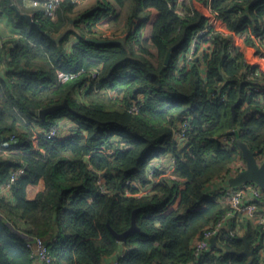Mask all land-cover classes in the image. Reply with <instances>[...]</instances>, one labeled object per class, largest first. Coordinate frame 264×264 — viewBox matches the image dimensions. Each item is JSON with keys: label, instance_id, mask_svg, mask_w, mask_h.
<instances>
[{"label": "trees", "instance_id": "trees-1", "mask_svg": "<svg viewBox=\"0 0 264 264\" xmlns=\"http://www.w3.org/2000/svg\"><path fill=\"white\" fill-rule=\"evenodd\" d=\"M12 1L33 21L0 0V13L20 31L0 37V69L10 68L8 80L0 82V182L23 168L10 196H0V264H34L17 223L30 236L56 237L49 246L57 264H103L121 245L125 253L118 264L194 259L193 238L229 209L221 192L208 196L205 187L238 169L244 161L239 142L257 159L264 157V72L243 67L239 58L245 50L231 56V38L219 30L203 53L204 75L198 61L184 54L193 32L209 18L206 2L221 29L257 33L264 0H187L183 15L175 12L176 0H97L98 8L74 18L63 14L78 5L71 0L57 6V17ZM68 24L75 29L56 41ZM58 69L78 75L60 81ZM92 71L97 77L79 91L87 97L84 104L72 94ZM138 96V111H129ZM65 99L74 111L32 114ZM62 115L78 120L73 134L53 139L39 134L36 124L48 128ZM184 119L187 140L180 148L173 128ZM9 132L16 134L14 141ZM224 135L234 139L230 147L219 141ZM167 153L175 157L172 167L158 162ZM41 178L44 189L29 198L27 186ZM133 217L136 227L117 239L113 230L125 232ZM245 239L252 256L237 253ZM260 246L254 225L239 232L232 220L196 264H247L250 258V264H264Z\"/></svg>", "mask_w": 264, "mask_h": 264}, {"label": "built area", "instance_id": "built-area-1", "mask_svg": "<svg viewBox=\"0 0 264 264\" xmlns=\"http://www.w3.org/2000/svg\"><path fill=\"white\" fill-rule=\"evenodd\" d=\"M72 2L79 3L82 0H71ZM187 0H176L175 12L180 15L184 14L183 4ZM26 6H40L47 14L55 16V10L57 6L62 2V0H24ZM205 8L209 13V18L206 20L204 25L196 29L192 36L191 40L187 46L184 56L188 60H197L199 63V70L202 75L206 71V62L203 53L211 50L213 45V34L215 31H220L226 36H230L231 43L228 45V51L231 56H234L235 49H242L244 55L239 58V61L243 64L245 68H253L254 74L264 72V22H260L261 31L257 33H247V32H233L228 31L227 29L223 30L220 28V19L217 14L212 11L209 5L205 4ZM186 14V11H185ZM250 38L253 45L246 46L245 39ZM180 64H185L183 59ZM189 66V62H187ZM57 78L60 81L68 80L74 78L78 73H67L63 70L58 69ZM250 76V75H249ZM97 77V72L92 71L90 77L85 81L81 89L87 88L91 79ZM221 98H226V92L221 93ZM142 97L138 96L136 99L131 100V104L128 106L129 111L137 112L141 105ZM189 119H184L178 121L174 128V136L181 141L180 148L183 147V144L187 140V135L185 133L188 126ZM38 132L41 136H45L48 139L53 138H64L68 136L65 132V129L59 123L55 121L48 128H39ZM7 137L10 141H14L16 134L14 132H9ZM219 141L225 147H230L234 139L228 137L227 135L219 137ZM264 158L257 159L262 161ZM158 162L166 163V165L173 166L175 162V157L171 153H167L164 157L158 159ZM245 161H242L238 164L237 168H232L229 175L235 176L239 171L245 167ZM23 172V168L12 169L9 173L8 178L0 182V196H10L11 188L15 180ZM151 173V171H150ZM152 174V173H151ZM231 176V177H232ZM221 192V200L225 201L229 205V209L219 220L213 222L209 226L205 227L200 235H197L193 238L191 246L194 251V259L183 263V264H196V262L202 257L204 253L210 251L213 246L211 243V238L216 236L222 231L224 227L229 225V222L232 220L236 222V229L239 232H243L246 224L251 223L256 229L261 232V246L259 248L260 262H264V202H260L261 197L264 195V188L254 181H248L241 183L239 185L227 184L220 186L219 189L214 192L216 194ZM212 194V195H213ZM0 215L4 217V214L0 211ZM17 229L19 233L24 235L25 245L29 248L31 256L34 258V264L38 261L39 264H57L55 258L51 252L49 243L53 240H56V237L47 239L43 236L35 235L30 236L26 234L23 229L24 225L22 223H17ZM124 251L116 254V258L113 264H118V259L124 255Z\"/></svg>", "mask_w": 264, "mask_h": 264}, {"label": "crops", "instance_id": "crops-1", "mask_svg": "<svg viewBox=\"0 0 264 264\" xmlns=\"http://www.w3.org/2000/svg\"><path fill=\"white\" fill-rule=\"evenodd\" d=\"M89 1L91 2V0H89ZM89 1L82 0L78 3V5H76L74 7L73 12H70V13L67 12V13H63V14H66V16L69 18H71V17L74 18L75 16L79 15L81 12H86L87 10L91 9L92 7H95V8L99 7L97 0H94L92 2V4H89L88 3ZM56 15H57V13H56ZM56 15H55V17H57ZM72 21H73V19H70L68 22H72ZM65 27H64V29H65ZM64 29H61L60 32L62 33ZM60 32L54 33V35L57 36V35H59ZM19 35H20V31L12 25L11 21L8 18V15L5 12L0 13V37H17ZM75 38H76V36L74 34L70 35L71 40H74ZM9 71H10V68L7 65H4L0 69V82H1V80H4V81L8 80V72ZM10 82H12V81H10ZM110 93L112 96H114V97L116 96L114 91H112ZM72 95L78 101H81L80 97H83V99L87 101V97H86L85 93L84 94L80 93L79 89L75 90ZM32 114L35 115V117L39 116L37 110H32ZM55 119H56V121H59V123L65 129V132L68 134V136L73 134L76 131L77 122L74 119H72L70 116L62 115V116L56 117ZM35 126H36L37 130L40 128V126L38 124H36ZM241 157H242V155H241ZM231 176L232 175L227 174L226 176L221 177L219 179H215L214 181L209 183L205 187V194L208 196H211L214 192H216L219 189L220 186H224V185L229 184V179ZM44 187H45V182H44L43 178L39 179V181L36 184H29L27 186V196L29 198H33L36 195V193L43 190ZM230 223L231 222H229V224ZM215 242H216V239H215ZM123 251L125 252V248L123 245H121V247L118 249L117 253H121ZM117 253H114L112 255L104 257L103 258V264H113ZM35 264H39L38 261H36Z\"/></svg>", "mask_w": 264, "mask_h": 264}, {"label": "water", "instance_id": "water-1", "mask_svg": "<svg viewBox=\"0 0 264 264\" xmlns=\"http://www.w3.org/2000/svg\"><path fill=\"white\" fill-rule=\"evenodd\" d=\"M9 3H10V6L15 10V12L18 16L25 17L28 21H33L31 15L28 13L22 12L13 3L12 0H9ZM72 29H75V28L72 26V24H68L65 27V29L63 30V32L57 38H55V40L56 41L61 40ZM94 40L95 41H112V40H100V39H94ZM170 56H171V50H169V52L166 56V62L169 61ZM63 108H68L69 110L74 111V109H72L71 106L69 105L68 100L65 99L61 103L53 104L51 106L39 109L38 115L42 118H45L47 113L56 112V111L63 109ZM232 110H233V113H232V120H233L234 119V106L232 107ZM234 132L238 136V131L234 130ZM239 147L241 150V155H242L246 165L235 176L230 177L229 184L239 185V184L244 183V182L254 181L257 184H259L262 188H264V159L262 161H258L256 156L253 154L252 150L247 145H245L243 142H239ZM135 227H136L135 217H133L132 225L125 232L117 233L113 229L112 230H113L115 236L117 237V239L123 240L125 238V236L131 230H133ZM211 243H212V246H214V244H215V238L214 237L211 238ZM237 253H243V254H246L247 256H252L253 248L249 247V244L246 240L244 249L237 252ZM252 260L253 259L250 258L247 264H250L252 262Z\"/></svg>", "mask_w": 264, "mask_h": 264}, {"label": "rangeland", "instance_id": "rangeland-1", "mask_svg": "<svg viewBox=\"0 0 264 264\" xmlns=\"http://www.w3.org/2000/svg\"><path fill=\"white\" fill-rule=\"evenodd\" d=\"M87 1H89V0H87ZM94 0H91V2L89 1L88 3L89 4H92V2H93ZM106 27V26H105ZM104 27V28H105ZM112 92V91H111ZM105 94V93H104ZM117 95V94H116ZM113 98H114V96H112ZM80 99H81V102H83L84 104H87L88 103V100L86 101V100H84L83 99V97H80ZM72 118V117H71ZM72 119H74V118H72ZM75 120V119H74ZM76 122H78V120H75Z\"/></svg>", "mask_w": 264, "mask_h": 264}]
</instances>
